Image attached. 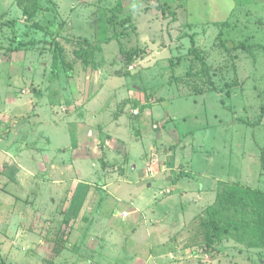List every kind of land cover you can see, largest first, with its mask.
I'll return each instance as SVG.
<instances>
[{"label": "rangeland", "instance_id": "1", "mask_svg": "<svg viewBox=\"0 0 264 264\" xmlns=\"http://www.w3.org/2000/svg\"><path fill=\"white\" fill-rule=\"evenodd\" d=\"M18 1L0 0V264H264L204 223L223 184L264 192V0H37L31 20ZM119 3L134 61L101 43Z\"/></svg>", "mask_w": 264, "mask_h": 264}, {"label": "trees", "instance_id": "2", "mask_svg": "<svg viewBox=\"0 0 264 264\" xmlns=\"http://www.w3.org/2000/svg\"><path fill=\"white\" fill-rule=\"evenodd\" d=\"M18 2L24 13L28 16V20L35 18L37 12L41 9L37 0H19ZM122 7V3H119L115 8L111 9L114 18L106 20V23L104 24L111 34L107 37H102L101 43H111L112 41H117L120 46V52L125 56V58L128 57L129 53L135 54L131 57V61H134V56H137L136 49L131 50L130 47L127 48L132 41V33L135 32L133 23L130 19L131 17L123 19V21L115 19V17L122 14ZM165 10L166 9H164V11ZM125 24H128V27L125 26ZM214 24L223 30L224 27H226L227 22H214ZM14 32L16 36L17 32L15 31V27ZM191 40L194 44L195 39L192 37ZM14 42L15 38L11 42V45L7 48V51L14 52L15 50L19 51L21 49L22 43L14 49ZM84 44L89 45L90 50L85 51L83 48L76 50L75 56L77 61L82 62L85 67H89L94 62L96 47L91 43H88L87 39H84ZM55 49H57L58 53H54V59L58 61L57 59L61 58L63 59L62 61H65L63 48L60 46V43L56 44ZM190 52L192 53V50H190ZM198 52L195 54L197 59L203 64L202 70L206 73V71H209L211 67L207 64L203 55H200ZM64 65H66V63H64ZM229 87L230 91L228 94H230L234 88L232 86ZM216 91L217 87L214 89V92ZM199 92L202 93L201 91ZM141 104L144 105L143 99L141 100ZM182 137H184V135H182ZM177 178L179 180V175ZM202 204L204 203L202 202ZM199 208L202 209V206ZM206 211H208V217L204 220V223L208 224L209 228L214 225L213 229H215L217 233L216 238L219 237L218 232L221 231L226 240H234L249 249L264 251V192L225 183L219 187L216 193L215 204L206 209ZM216 238H213V242L209 240L208 246H215V242L222 241L221 238Z\"/></svg>", "mask_w": 264, "mask_h": 264}, {"label": "crops", "instance_id": "3", "mask_svg": "<svg viewBox=\"0 0 264 264\" xmlns=\"http://www.w3.org/2000/svg\"><path fill=\"white\" fill-rule=\"evenodd\" d=\"M80 147H81V146H80ZM78 149H79V148H78ZM78 149H77V150H78ZM97 154H98V153H96V155H97ZM171 156H173V155L171 154ZM87 157H89V155H87ZM174 157H175V156H173V158H174ZM71 159H72V161H68V162H71V166H72V167L74 166V169H75V167H76V163H75V161H77V160H81V158H77V157H75V155H74V156L71 157ZM85 159H86V158H85ZM44 160H45V162H46V161H48V158H47V157H44ZM170 160H171V158H170ZM182 160H183V159H182ZM103 165H104V163H103ZM53 167H55V166H53ZM55 169H56V168H55ZM76 170H77V169H76ZM148 175H149V173H148ZM167 178H168V179H166V180H167L168 183L170 182L171 184H176V181H177V180H176V177L172 175V171L170 172V177H167ZM212 190H213V189H212ZM127 191H128V190H127ZM127 191H125L126 194L128 193ZM168 191H169V189H168ZM116 193H118V192L116 191ZM119 193H120V192H119ZM206 194H207V193H206ZM206 194H205V192H204L202 196H199L198 198H195V197L193 198V205H194V207L196 208V211H197V210L199 211V209H200L199 207H200L201 203L204 201L203 196L206 195ZM208 194L211 195V194H213V192H208ZM116 196L118 197L119 195L116 194ZM116 196H115V198H117ZM197 199H198V200H197ZM117 201L119 202V206H118V204H116V208L114 209V211L116 210V217L119 216V215H122L123 220H124V221H127L128 219H126V217H123V216H126L127 214H126V215H125V214L123 215V214L120 213L121 205L123 206L124 203H125L126 206H128V208L131 209V208H136V205H137V204L134 203V201H132L131 198H130L129 201H128V199H127L126 202H124V201H125V198L123 199V198L120 197L119 199L116 200V202H117ZM120 204H121V205H120ZM122 208H123V207H122ZM117 209H118V210H117ZM114 211H113V212H114ZM197 214H198V213H197ZM165 215H166V214H165ZM156 216H157V215H156ZM156 216L153 217V219L156 218ZM153 223H155V224H156V223H157V224H158V223H159V224L161 223V226H160V225H157V226H156L157 228L159 227L160 230H161V227L163 226L162 223H164V222H163V219L160 218L159 222L157 221V222H153ZM125 226H129V223H127L126 225L123 223V224L121 225V228H124ZM130 228H131V229H130ZM132 228H133V227H132L131 224H130L129 229L132 230ZM153 229H154V228H153ZM157 230L159 231V229H157ZM122 231H123V230H122ZM148 232H149V231H148ZM149 233H150V232H149ZM150 234H151V233H150ZM148 236H149V234H148ZM157 238H158V236L156 237V239H157ZM152 240H153V239H152ZM152 240H151V241H152ZM151 241H150V242H151ZM159 241H160V240H159ZM150 242H149V244H150ZM161 243H162V242H161ZM170 249L172 250L173 248H170ZM175 250H176V249H175Z\"/></svg>", "mask_w": 264, "mask_h": 264}]
</instances>
